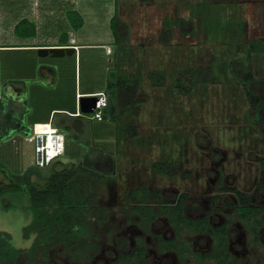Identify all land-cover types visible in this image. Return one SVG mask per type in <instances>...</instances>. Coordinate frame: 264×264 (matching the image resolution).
I'll return each mask as SVG.
<instances>
[{
  "label": "rangeland",
  "instance_id": "374dc122",
  "mask_svg": "<svg viewBox=\"0 0 264 264\" xmlns=\"http://www.w3.org/2000/svg\"><path fill=\"white\" fill-rule=\"evenodd\" d=\"M37 3V40H56L66 30L62 25L68 0ZM29 4V0H0V44L8 43L3 41H8L13 22ZM108 4L109 0L83 2V9L92 10V15L79 32L85 45L71 55L39 56L37 49L0 48V85L11 97L6 104L11 110L8 121L0 125V188L4 187L0 232L8 234L12 246L32 248L38 239L35 229L43 224L30 209L25 186L42 187L52 171L75 167L76 176L89 182L97 207L88 216V243L83 246L77 240L66 247L61 242L45 247L39 242L42 248L36 249L29 264L43 260L130 264L117 260L121 249L114 238L119 235L132 248L140 238L151 264H178L177 255L160 250L153 237L172 233L166 217L144 229L129 210L127 192L141 185L176 196L186 193V217L207 216L214 225L227 223L231 264H264V234L255 240L249 223L240 220L235 210L236 190L248 195L257 209L264 205L258 187L259 182L264 184V103L256 107L259 99L264 101V0H116L117 16L128 29L127 41L119 44L106 19ZM46 13L54 15L49 28L43 25ZM178 17L191 19L194 34H183L173 24ZM165 24L172 31L169 40L163 38ZM203 66L211 69L207 82L187 92L177 88V72ZM153 72L163 73V82L152 84ZM246 73L252 79L245 82ZM118 75L139 80L134 104L122 109L111 85ZM12 87L21 92L18 97L12 95ZM76 90L108 92L102 120L80 114L72 118L81 123L77 131L71 118L57 113L53 124L66 138L64 161L39 167L34 163V141L27 139L31 126L48 121L52 108L75 112ZM157 161L173 162L176 169L170 176L161 174L153 167ZM10 184L21 188L5 189ZM252 214L264 221V211ZM180 232L177 238L192 251L208 249L212 243L209 236L186 226Z\"/></svg>",
  "mask_w": 264,
  "mask_h": 264
},
{
  "label": "trees",
  "instance_id": "16d2710c",
  "mask_svg": "<svg viewBox=\"0 0 264 264\" xmlns=\"http://www.w3.org/2000/svg\"><path fill=\"white\" fill-rule=\"evenodd\" d=\"M66 18L74 30L82 26L83 20L80 14L75 10L66 11ZM181 30L183 34H194V27L191 19H183L178 17L173 22ZM191 24V25H190ZM110 29L115 43L119 44L128 39L127 26L117 16L116 11L110 18ZM165 24L162 31L164 40H169L172 36L170 26ZM14 34L18 37L26 38L35 35L34 23L23 18L19 20L13 28ZM59 39L62 44H66L68 37L66 33H61ZM210 67L203 66L195 69H187L177 72L174 83L182 92H187L193 85L197 83H205L210 78ZM232 71H234L231 68ZM246 82L252 79L250 73H246L243 77ZM152 84L163 82V73L153 72L150 74ZM188 82L186 85L185 83ZM114 88L115 102L118 108H125L134 104V96L139 88V80L137 78H129L118 75L116 81L111 84ZM246 94H249L248 87ZM11 97H7L3 90L0 97V125L2 122L8 121L10 111L6 108V104ZM264 101L259 99L256 107L260 108ZM4 116V120H2ZM72 125L77 131L80 130L81 123L73 121ZM27 131V128L24 129ZM2 134L0 133V138ZM153 167L161 174L172 175L176 169V164L168 161H157L153 163ZM84 171H90L91 175L96 178L102 176L92 169L83 168ZM77 168H62L52 171L45 180L42 187L31 184L25 186V190L29 197L30 209L34 214L40 217L41 224L38 232L37 242L32 248H16L10 243L8 234L0 232V264H29L33 260L38 249H41L38 243L41 242L45 247H51L61 242L65 247L73 245L75 241H80L83 246L87 245L86 234L88 233V216L97 211L92 193L90 192V184L87 180L76 176ZM9 190H17L21 187L16 184L8 185ZM260 191L264 194V184L259 182ZM4 188V187H3ZM0 188V189H3ZM130 201L129 210L140 219V225L148 228L150 221L158 215L166 217L172 226L174 232L178 235L180 229L184 226L193 232H204L209 234L213 239L212 248L206 255L197 252H191L186 245H178L174 238L161 241L164 249L172 250L178 255L179 264H189L188 257L194 260L193 264H202L205 258L213 259L217 264H225L229 260V252L227 251V230L225 225L212 226L207 218L192 219L185 215L186 193L179 195L162 193L160 189H148L145 185L138 186L127 192ZM238 204L236 206L237 217L240 220L249 223V230L258 235V227L263 225L262 220L253 216V211H264V206L256 208L250 197L240 191H236ZM156 203L155 208L152 203ZM43 229V233H42ZM117 244L123 249L120 255V261L129 260L131 264H148L144 258V247L137 244L130 251L128 250L127 241L124 238H118ZM43 245V246H44ZM37 249V250H36ZM46 255V250L44 251ZM40 264H51L50 261L43 260Z\"/></svg>",
  "mask_w": 264,
  "mask_h": 264
},
{
  "label": "crops",
  "instance_id": "0c3cea01",
  "mask_svg": "<svg viewBox=\"0 0 264 264\" xmlns=\"http://www.w3.org/2000/svg\"><path fill=\"white\" fill-rule=\"evenodd\" d=\"M37 1L38 0H29V2H30L29 8L26 9L23 12V16L19 19V20H21V19L25 18V19L33 22L34 26H35V35L31 36V37H26V38H22V37L16 36L14 34L13 28H14V25L19 21L18 20L17 22H13L14 25L12 24V29L10 31L11 34L7 35L8 41L7 40L3 41V42H8V43L7 44H0V48H2V47H25V48H28V49H36V48H38L40 46H69V45H71V46L75 47V52H76V50L82 48V46L85 45V44H82V36H79V32H80V30H82L83 26H85L87 23H89V22H87V18L90 19L91 15H92V12H91L92 10L89 11L86 8L83 9V2H85V1L86 2H88V1L92 2V0H85V1L84 0H68V2H69L68 5H67L68 7L64 10V21H65V23L62 25V26H66V28H65L66 30L61 32V33H66L67 34L68 41L66 42V44H62V42L59 39V35L61 33L57 36L56 40H53V39L47 38V37H46V39H45V37H43L42 40H39V41L37 40V38H38V20L37 19H38V16H39V11H38V8L36 7L37 6L36 4H38ZM108 5L109 6H108L107 14H106V19L110 22V18L112 17V15L114 14V11H115L116 0H109V4ZM68 10H75L82 17V20H83L82 26L80 28H78L77 30H74L71 27V25L69 24V22H68V20L66 18V11H68ZM46 15H47V20L45 18L46 16H44V18L47 21V23H44L43 25H45V26H47V28H49L48 24H53L55 22L54 15L51 14V13H46ZM77 41H81L80 42L81 44H78ZM22 42H24V43H22ZM76 83L77 82H75V86H76ZM1 88H2L3 92L5 93L4 86L1 87ZM13 89H14V92L12 93V95L14 94L15 97L16 96L18 97L21 92L15 87ZM90 93H95V92H82V91H77L76 90V92H75V104H76V100H77L78 96L80 97L81 95H87V94H90ZM104 93L106 94L107 99H108V103H109V98H110L109 94H108L107 91H105ZM54 110H61V111H54ZM75 112H73L72 110H70L68 108H64V107L52 108L50 110V112H49V115H48V119H49L48 121H51V124L54 127L58 128V126L53 124L55 122V115L57 113H63L66 116H68L69 118L72 119V118L79 117V116H74L73 115V113H75ZM48 121H44V122H48ZM60 121L64 125L65 117H61ZM72 121H76V120H74V119L69 120V122H71L70 124H72ZM63 136H64V134H63ZM65 152H66V138L64 136V153H63L62 156H60V157L56 158L55 160H53V161H55V163L57 165L62 164V161H64Z\"/></svg>",
  "mask_w": 264,
  "mask_h": 264
},
{
  "label": "built area",
  "instance_id": "2783aa9c",
  "mask_svg": "<svg viewBox=\"0 0 264 264\" xmlns=\"http://www.w3.org/2000/svg\"><path fill=\"white\" fill-rule=\"evenodd\" d=\"M106 53H111L110 47L106 48ZM87 95H94L96 97L95 105L90 112L92 118L102 120V109L108 104L106 94L103 91H98ZM78 98L79 96L77 99ZM80 114L83 113L79 111L77 106L76 112L73 113V115L79 116ZM27 139L34 141V163L39 167L49 165L53 160L62 156L64 153V136L57 127L51 124V121L33 123Z\"/></svg>",
  "mask_w": 264,
  "mask_h": 264
},
{
  "label": "flooded vegetation",
  "instance_id": "af4514ba",
  "mask_svg": "<svg viewBox=\"0 0 264 264\" xmlns=\"http://www.w3.org/2000/svg\"><path fill=\"white\" fill-rule=\"evenodd\" d=\"M58 162V161H57ZM259 187V186H258ZM133 189V188H132ZM131 190V189H130ZM161 191V190H160ZM236 191H238V190H236ZM236 191H235V194H236ZM162 192V191H161ZM241 192V191H240ZM162 193H164V192H162ZM243 193V192H242ZM264 195V194H263ZM188 198V197H187ZM251 199V198H250ZM238 201V200H237ZM130 202V201H129ZM252 202H254L253 200H252ZM152 205H153V207L155 208V206H156V203H152ZM237 205H239L238 203L237 204H235V210H236V206ZM253 205H255V207L257 206L256 204H253ZM129 206H130V203H129ZM264 206V205H263ZM263 206H260V207H263ZM259 207V208H260ZM185 210H186V208H185ZM138 216V215H137ZM163 215H158L156 218H154L152 221H150V225L152 224V223H155V222H157V219L159 218V217H162ZM139 218V217H138ZM188 218H190V217H188ZM203 218H207L208 219V222L212 225V226H214V227H216V226H220V225H225L226 226V230H227V239H228V244H227V251L229 252V260L225 263V264H231L232 263V261H233V255H232V253L229 251V241H230V238H231V233H230V231H229V229H228V224L227 223H219V224H217V225H214V224H212L211 223V220L206 216V217H203ZM203 218H200V219H203ZM192 219H195V218H192ZM198 219V218H197ZM261 220H262V223H263V225H261V226H259L258 227V230H259V233H258V235H256V234H254L252 231H250V233L253 235V238L255 239V240H258L259 238H260V236L262 235V234H264V229H261L262 227H264V221H263V219L262 218H260ZM137 222H138V224L140 225V219H139V221L137 220ZM158 223V222H157ZM150 225H149V227L148 228H144V227H142L141 225V227L142 228H144V229H149L150 228ZM172 227V226H171ZM181 230V229H180ZM180 233L181 232H179V234L177 235L175 232H174V230H173V228H172V233H170V234H168L167 235V237H164L163 235H161L160 233H155V234H153V237L155 238V241L157 242V244H158V246H159V248H160V250H162L163 252H173V253H175L174 251H172V250H167V249H164L161 245V241H166V240H169V239H171V238H174L175 239V242L176 243H178V245H180V246H182L183 244H182V240H179L177 237H180ZM195 234H200V235H206V236H209L211 239H212V237L209 235V234H207V233H204V232H195ZM118 238H124V239H126V237L125 236H121V235H119V236H116L115 238H114V244H115V246L117 247V248H119V249H121V253H119V255H118V258H117V260L119 261V262H123V261H120V259H119V257H120V255L123 253V249L117 244V239ZM126 241H127V245H128V250H127V252L128 251H130V250H132V249H134L135 247H136V245L137 244H140V245H142L143 247H144V258L147 260V263L148 264H151L150 262H149V260H148V258L146 257V247H145V245L142 243V241H141V239L140 238H138L137 239V241H136V244H135V246L132 248V247H130V245L128 244L129 242H128V240L126 239ZM212 244H213V239H212V243H211V245H210V247L207 249H195V250H190L191 252H199L200 254H202V255H206L207 253H209L210 252V250H211V248H212ZM188 247V246H187ZM176 254V253H175ZM177 255V254H176ZM177 259H178V255H177ZM188 260V263L189 264H193V263H190L189 262V257L187 258ZM207 260H212V261H214L213 259H208V258H205L204 260H203V262L204 261H207ZM124 262H129V260H126V261H124ZM130 263V262H129ZM131 264V263H130ZM178 264H179V260H178ZM214 264H217L215 261H214Z\"/></svg>",
  "mask_w": 264,
  "mask_h": 264
},
{
  "label": "water",
  "instance_id": "95a60500",
  "mask_svg": "<svg viewBox=\"0 0 264 264\" xmlns=\"http://www.w3.org/2000/svg\"><path fill=\"white\" fill-rule=\"evenodd\" d=\"M37 49L39 56L62 57L65 54L71 55L75 52V47L69 46H40ZM96 97L94 95H81L76 100V108L83 114L90 113L95 105Z\"/></svg>",
  "mask_w": 264,
  "mask_h": 264
}]
</instances>
